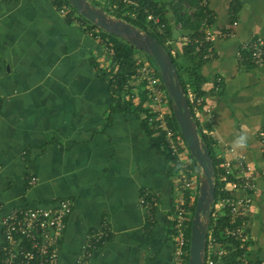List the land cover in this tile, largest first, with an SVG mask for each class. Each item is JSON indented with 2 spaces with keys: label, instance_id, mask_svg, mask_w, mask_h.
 I'll return each mask as SVG.
<instances>
[{
  "label": "crops",
  "instance_id": "crops-1",
  "mask_svg": "<svg viewBox=\"0 0 264 264\" xmlns=\"http://www.w3.org/2000/svg\"><path fill=\"white\" fill-rule=\"evenodd\" d=\"M203 1L215 38L199 67L208 110L196 120L215 156L241 157L255 170L242 254L246 264H264L258 137L264 127V71L240 47L256 35L264 38V0H158L171 29L166 47L181 69L189 63L182 48L191 31L177 15L193 16ZM85 26L74 13L60 14L52 0H0V216L13 206L45 207L68 198L58 264H73L88 235L103 224L109 235L89 264H172V200L179 187L170 161L152 145L141 115L112 109L106 72L116 67ZM139 89H131L132 106L140 103L151 112L147 96L140 102ZM143 190L157 195L152 213L138 202ZM188 192L195 199L197 185ZM215 264L223 262L217 258Z\"/></svg>",
  "mask_w": 264,
  "mask_h": 264
},
{
  "label": "built area",
  "instance_id": "built-area-1",
  "mask_svg": "<svg viewBox=\"0 0 264 264\" xmlns=\"http://www.w3.org/2000/svg\"><path fill=\"white\" fill-rule=\"evenodd\" d=\"M101 6L116 9L119 5L123 7H137V0H95ZM101 6H98L101 8ZM201 6L206 7L205 2ZM60 14L66 16L70 14V6L63 4L58 8ZM209 11V10H208ZM146 22H151L153 29L160 35L165 34L166 22L162 21L153 11L144 7ZM134 17V13L130 12ZM208 18H212V13L208 12L202 22V35L195 39L200 45L210 43L215 35L208 30ZM234 25L236 22L233 23ZM86 27V26H85ZM88 34L100 41L97 27L87 29ZM232 32H224L222 36L230 35ZM187 41L188 36L183 38ZM101 43V42H100ZM165 45L169 40L164 38ZM104 47V46H103ZM240 47L248 54L249 61L253 66L264 71V38L256 35L254 38L242 42ZM104 50L111 56L113 50L104 47ZM173 55V51L169 50ZM208 51L202 55L206 58ZM136 77L143 84L146 96L151 101L153 107L151 115L147 117V122L155 131L163 134L167 151L174 157L178 171L173 174L175 185L179 187L172 200V237H173V263L186 264L185 258L188 256L186 246L188 237V221L190 219V206L194 197L191 190L193 185H197L201 170L191 166L192 157L183 142L184 139L172 125L169 107L168 94L163 89L160 76L150 60L142 53L135 55ZM1 75V69H0ZM220 78H217V82ZM186 100L191 104V114L198 119L203 110H208L204 106L205 96L197 95L187 84ZM207 134L206 131L203 130ZM258 137L262 143V154L264 158V127L258 130ZM232 151V149H229ZM217 162V174L215 178L219 183V193L211 202L208 212L213 220L220 214L228 215L227 225L221 230V234L226 239L238 241V248L246 249V233L248 227V215L255 191L256 173L252 166L246 164L242 158L228 159L224 156H215ZM36 178H30L34 183ZM157 195L151 190H143L139 195V204L152 213L157 207ZM4 210L0 205V212ZM71 210V202L68 198H61L45 207L13 206L0 216V264H58L59 246L65 228L67 216ZM109 235V227L103 224L98 230L92 231L84 242L81 254L73 264H89L93 251ZM216 238L212 232V227L207 225L206 245L204 251V264H215L217 258H221L234 250ZM242 263L246 260L241 256Z\"/></svg>",
  "mask_w": 264,
  "mask_h": 264
},
{
  "label": "trees",
  "instance_id": "trees-1",
  "mask_svg": "<svg viewBox=\"0 0 264 264\" xmlns=\"http://www.w3.org/2000/svg\"><path fill=\"white\" fill-rule=\"evenodd\" d=\"M91 4L95 6H101L99 2L95 0H88ZM54 5L59 8L61 5L66 4L70 6V14L74 13L75 15L78 16L83 22H86L88 26H86L85 30L88 31L87 29L90 27H97L95 24H92L89 22L87 19L82 17L69 3L67 0H52ZM159 2L158 0H137V7L134 6H129V7H123V5H119L116 9H110L107 8L106 6H101V8L110 16L120 18L127 23L131 24L135 28L141 30V31H146L152 34L159 43L162 44L166 52L172 57V60L176 66L177 72L180 76L181 79V88L184 92V95L186 97V87L187 84L190 86V88L197 94V95H202L204 94L203 89L201 88V83L203 81V77L199 73V67L202 63V55L208 51V48L210 46V43H206L204 45H200L195 39H198L202 35V22L204 17L207 15L209 12L207 8L199 5L196 12L194 13L193 16H188V15H182L178 14L177 15V21L181 23V26L185 29L190 30L191 32L188 34V40L184 43L183 48H182V54L186 58V60L189 62L188 65L181 69L175 59L173 58V55L170 53L169 49L166 47L164 43V38L165 35L168 36L171 33V29L166 26L165 34L160 35L158 32L153 29L152 23L151 22H146L145 20V14L143 12L144 7L150 8L155 15H160V19L165 22L163 19V14H162V9L158 8ZM130 12L134 13V17L130 16ZM68 14V15H70ZM208 22L212 21V18L207 19ZM98 28V36L100 38V42L104 47L111 48L113 50L111 59L113 64L115 65L116 69L110 68L109 71L106 72L107 76L110 77V83L112 85V92L114 95V106L112 109H126V110H131L135 111L138 114L141 115L142 118V126L144 127L146 133L149 135L151 139V143L158 151L160 154H162L167 161H170L169 165V173L172 175L175 172L178 171V165L174 159V157L167 151L166 145L164 143L163 139V134L159 131H155L151 128L150 124L147 122V117L151 115V112L148 109H143L141 107V104L138 103V105L132 106V93L131 89L134 86H138L140 96L142 97L140 102L145 101L146 99V92L143 89V84L142 82H138V84H135L134 82L136 81V69L137 66L135 64V53L136 50H140L135 48L133 45H131L128 41H126L124 38L108 33L102 29ZM91 36V35H90ZM93 37V36H92ZM94 38V37H93ZM140 52L144 53L146 57L153 62L154 67L156 68V71L159 75V70L153 61L152 57L142 50ZM185 72L184 77L181 76V74ZM163 89L166 91L163 83L161 82ZM169 97V96H168ZM169 100V107H171V99L170 97L168 98ZM189 108L191 109V104L188 103ZM133 107V108H131ZM193 117V113H192ZM171 118H172V125L174 128L179 132V127L177 125V122L171 113ZM195 120V118L193 117ZM197 126H198V133L200 138L203 140L205 145L208 148V151L210 152L211 156V161H212V166L214 170V185H215V196L218 195L219 193V183L217 181V178H215L217 174V162L218 160L215 157V154L213 153L211 143L207 138V135L202 132L200 129L197 120H195ZM181 135V134H180ZM185 143V141H183ZM192 157V155H190ZM197 168V170L200 169L198 166L196 160L192 157V163L191 166ZM198 186H199V179L197 181V191H198ZM196 197L193 201V204L190 206V219L188 221V237L190 235V223L193 217V212H194V207H195V202H196ZM227 220H228V215L227 213L225 214H220L218 215L214 220L212 218L208 219V227H212V232L216 236V238L224 243H227L229 247H235L234 250L230 251L228 254L225 256L221 257L220 260L223 262V264H244L241 261V256L243 253V249L238 248V241L232 240V239H226L223 237L221 234V230L223 227L227 225ZM189 249V240L186 246V250L188 252ZM187 258H185V262L187 264Z\"/></svg>",
  "mask_w": 264,
  "mask_h": 264
},
{
  "label": "water",
  "instance_id": "water-1",
  "mask_svg": "<svg viewBox=\"0 0 264 264\" xmlns=\"http://www.w3.org/2000/svg\"><path fill=\"white\" fill-rule=\"evenodd\" d=\"M85 19L100 29L118 35L135 48L150 55L155 62L160 80L171 99L172 114L186 146L201 170L198 192L190 223L187 264H204V251L208 225V212L215 197L214 170L210 152L200 138L198 126L192 117L186 97L181 88V79L172 57L149 32L141 31L126 21L108 15L102 8L88 0H67Z\"/></svg>",
  "mask_w": 264,
  "mask_h": 264
},
{
  "label": "rangeland",
  "instance_id": "rangeland-1",
  "mask_svg": "<svg viewBox=\"0 0 264 264\" xmlns=\"http://www.w3.org/2000/svg\"><path fill=\"white\" fill-rule=\"evenodd\" d=\"M97 7H98V6H97ZM136 51H139V52H140V50H136ZM150 62H151L152 65H154L152 61H150ZM185 144H186V143H185ZM200 176H201V175H200Z\"/></svg>",
  "mask_w": 264,
  "mask_h": 264
},
{
  "label": "clouds",
  "instance_id": "clouds-1",
  "mask_svg": "<svg viewBox=\"0 0 264 264\" xmlns=\"http://www.w3.org/2000/svg\"><path fill=\"white\" fill-rule=\"evenodd\" d=\"M243 141V138H241V142Z\"/></svg>",
  "mask_w": 264,
  "mask_h": 264
}]
</instances>
